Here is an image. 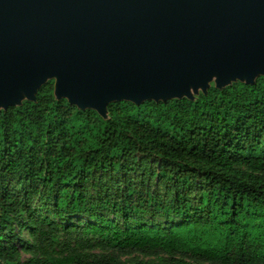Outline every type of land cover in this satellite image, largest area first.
Listing matches in <instances>:
<instances>
[{"label": "trees", "instance_id": "1", "mask_svg": "<svg viewBox=\"0 0 264 264\" xmlns=\"http://www.w3.org/2000/svg\"><path fill=\"white\" fill-rule=\"evenodd\" d=\"M105 111L57 97L52 80L0 110V174L27 187L0 190V264H264V75L193 98L113 100ZM136 152L160 158L151 174L175 189L170 202L134 201L131 184L111 199L93 175L132 170ZM196 177L191 202L181 187ZM37 195L59 219L90 221L59 226L31 212ZM146 207L179 222L162 227Z\"/></svg>", "mask_w": 264, "mask_h": 264}, {"label": "water", "instance_id": "2", "mask_svg": "<svg viewBox=\"0 0 264 264\" xmlns=\"http://www.w3.org/2000/svg\"><path fill=\"white\" fill-rule=\"evenodd\" d=\"M213 72L218 83L264 75V0H0L5 107L19 86L33 99L45 76L57 97L100 113L111 98L166 99Z\"/></svg>", "mask_w": 264, "mask_h": 264}, {"label": "rangeland", "instance_id": "3", "mask_svg": "<svg viewBox=\"0 0 264 264\" xmlns=\"http://www.w3.org/2000/svg\"><path fill=\"white\" fill-rule=\"evenodd\" d=\"M257 74L258 73H256L254 77L257 76ZM236 79H238L236 75L234 76L230 75L224 81L218 83L217 73L213 72L211 78L206 82H204L203 84L197 83L194 86L191 83H189L187 89H183L182 87H180L178 92L171 95H167L166 98H179L183 96L193 98L199 92H203L208 86H227ZM245 79H246V74H244L242 80L245 81ZM47 80H52L54 82V92L56 95L57 93L56 76H45L44 81ZM15 91L17 93L16 98L10 100L8 103L13 105H18L27 97L24 92V88L22 86L17 87ZM119 98L126 99L123 96ZM110 100L111 101L116 100V98H111ZM5 105L6 104L4 103H0V110L4 109ZM84 105H85L84 107H90L86 102H84ZM100 113L105 116L106 111L103 107L100 110ZM128 161L133 164L132 170L129 171L121 170L116 174L110 172L93 173V175L96 178L102 179L103 184L106 187V192L109 194L111 199H116L117 186L123 188L126 184H131L132 187L135 189V193L133 195L134 201L142 200V198H145V196L149 194L150 196L157 198L158 201L162 203L170 202V200L173 198V195L175 194V189L172 188L171 184L169 183L167 184L164 179L160 180L156 175L151 174L152 171H157L162 166V162L160 161V158L155 156L142 155L136 152L128 157ZM174 170L176 169L167 167L168 172H172ZM198 184H199V178L196 177V179L192 184L181 187V189L185 190L186 193L188 192L190 193L189 199L191 202H195L198 198L197 196V189L199 186ZM26 188H27L26 185L23 182L19 181L18 179L13 178L11 176H2L0 174V190L4 189L10 191L13 194L22 195L25 192ZM87 194L88 196L97 195L96 191L93 188L87 189ZM42 198L43 197L41 195H37L34 199L31 200V202L28 205L31 212L41 213L42 215L55 221L56 224H58L59 226L67 224L68 222L77 223L78 220H81V222L90 221L84 215H78V216L74 215L59 219L53 213V209L51 208V205L43 202ZM143 216L150 221L154 220L162 227L167 226V221L171 222V224H176L179 222V219L174 217L173 215L170 216V219H167L166 215L164 214L161 213L153 214L152 209L150 207H146V212L143 214ZM106 217H108L109 219H114L113 215L111 214H109V216ZM116 220L120 223L122 222L119 217H117ZM21 238L24 240H28L29 238L28 233L26 231L25 232L23 231L21 233ZM16 244L19 246L21 243L16 242ZM23 257L25 258L26 255L23 254ZM140 259H142L140 256H123L120 258V264H134L136 260H140ZM153 261L157 262V260H153Z\"/></svg>", "mask_w": 264, "mask_h": 264}]
</instances>
